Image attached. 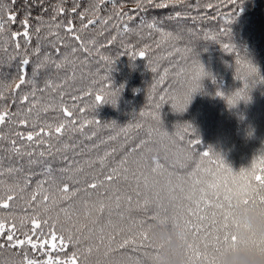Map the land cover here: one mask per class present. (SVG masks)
Segmentation results:
<instances>
[{"label":"snow or ice","instance_id":"obj_1","mask_svg":"<svg viewBox=\"0 0 264 264\" xmlns=\"http://www.w3.org/2000/svg\"><path fill=\"white\" fill-rule=\"evenodd\" d=\"M8 2L13 7L6 16L0 8V44L5 43L4 21L15 23L19 15L13 14L16 0ZM130 2L134 7L128 8L125 0H58L55 5L48 0H26L28 14L20 21L22 31L7 33L9 47L14 46L16 55L8 58V67L14 65L11 73H5L0 62V153H8L7 157L0 156V212H7L0 215V248L22 249L27 245L35 251L55 250L59 242L64 251L67 241L68 247L75 249L68 260L51 255L46 260L30 259L24 253L18 264H152L159 253L149 239L154 223L185 233L186 264L196 260L215 264L225 246L236 243L233 230L239 225L234 202L264 205V167L257 169L255 163L235 172L217 154L212 161L214 170L202 169L196 156L202 161L213 153L211 149L196 153L197 139L188 141L191 156L178 154L171 165L149 155L150 146L172 136L165 130L162 107L170 104L172 111L182 113L201 89L200 81L207 73L198 60L193 61L195 83L187 87L179 103L175 98L165 99L164 85L175 69L165 67L162 74L159 68L152 69L161 87L157 92V84L152 85L154 95L149 98L156 102L154 111L147 113L152 123L145 139L136 142L132 135L133 129L138 133L143 124L121 126L97 118L98 105L115 106L123 87L113 85L110 73L116 60L104 52L116 48L120 55H128L129 49L139 48L130 57L147 59L150 52L159 53L162 44L155 37H160L170 45L161 59L179 56L180 62L186 63L195 56L194 48L178 45L184 44L185 36L204 31L202 22L207 16L197 19L199 0ZM241 3L230 0V6L238 4L239 8L229 23L242 11ZM33 9L38 10L34 28L29 23ZM160 11L167 14L149 16ZM146 40H155V47ZM223 48L236 52L234 44L224 43ZM101 62L105 68L99 66ZM247 68L250 75L257 71L249 61ZM93 69L95 74L106 71L103 80L109 83L97 89L103 80L94 79ZM216 95L225 94L217 91ZM89 98L91 103L86 104ZM228 104L232 106L234 100L228 99ZM90 109L92 118L81 119ZM117 127L120 130L115 135L98 140V129L110 132ZM184 131L195 135L189 122ZM153 132L159 133L156 139H152ZM117 140L121 141L118 146L107 147ZM180 142L183 144L182 137ZM4 159L10 161L7 166ZM192 164L195 166L187 171ZM17 201L23 202L19 211L25 213L19 224L13 214ZM78 206L88 209L83 216L76 211ZM247 244L261 247L264 239L253 237ZM117 256L122 259L117 260Z\"/></svg>","mask_w":264,"mask_h":264},{"label":"trees","instance_id":"obj_2","mask_svg":"<svg viewBox=\"0 0 264 264\" xmlns=\"http://www.w3.org/2000/svg\"><path fill=\"white\" fill-rule=\"evenodd\" d=\"M206 1L207 0H199L201 12L198 16L207 13L206 20H211L210 23L215 28V32L206 35L205 33L211 32L213 29L208 28V30H205L206 27L204 28V24L206 22H202L204 28L203 32L193 37L185 36L184 44L178 45L180 48H183L185 44L188 47L194 48L195 56L192 60H188L186 63L180 62L179 56L170 60L161 59L162 56L167 55V50L170 48V45L164 44L160 37H155V40H160L162 44L159 53L153 55L150 52L147 59L136 58L133 60L130 57L132 52H138L139 48L135 50L129 49L128 55H120L116 48L108 49L103 53L116 60L110 73V79L115 87L120 88L121 85H123V87L117 98L116 105L113 106L111 103H102L98 105L96 116L103 122L115 121L121 126L137 123L143 124L145 127L138 133L133 129L132 135L136 138V142H139L140 139H145L144 133L152 123L147 113L154 111V104L156 102L149 97L150 95H154L152 93V85L157 84L159 79L157 73L152 69L154 67L159 68L161 74L165 67L175 69L169 72V79L167 80V84L164 85L165 91L167 92L165 99L171 100L175 98L176 102L179 103L187 87L195 83L193 78L196 75L197 69L193 61L198 60L204 66L207 75L202 77L200 81L202 87L193 94L187 110L182 113L174 112L171 110L170 104H165L161 109V118L164 127L168 128L166 131L172 133L174 137L178 134L179 138H177L178 141L176 143L181 144L180 137L183 138V144H181L182 149L179 150V153L175 152V150L173 152L176 156L181 153H187V155L191 156V151L188 149V141L189 139H197L200 140V144L195 148L196 153L199 154L204 151H209L210 149L213 153L210 157L202 161L199 155L196 156L195 159L201 163L202 169L208 168L214 170L212 161L216 159L217 154H219L235 172L240 171L242 168H251L253 163H255L257 169H259L260 167H264V163H262V158H264V137H262V134H264V13L251 15V17L248 16L247 19L234 20L231 24L226 20L222 11L233 8L234 12H238L239 5L232 4L230 6V0H213L210 2L213 5V9L220 11L218 14L220 16L222 15V17L219 16V19L225 20V26L222 27L218 26V23L213 21L218 20V18L211 15L213 9L206 7L208 4ZM125 2L128 8L134 7V4L129 3L128 0H125ZM25 3L26 0L24 3H22L21 0H16L13 14L19 13V15H17L15 23H8L7 20L4 21L6 24L5 36L3 38L5 43L0 44V62L5 65L3 68L5 73L13 72L14 65L11 68L8 67L11 63L8 58L16 55L14 46L9 47L7 33L22 31L20 21L28 14L25 9ZM57 3L58 0H48V4L55 5ZM252 5H257L256 7L260 9L264 6V0H242L240 5L242 11H240L239 14L247 9H251L253 7ZM12 7V4L9 3L8 0H0V8H3V14L5 16L8 14V9ZM166 14L167 13L164 11L151 12L149 16H163ZM31 15L33 19L29 20V23L34 28L37 24L35 17L38 15V10L33 9ZM48 15L51 14L49 13ZM246 15L247 13L245 16ZM198 16L197 19L199 20ZM44 18L47 20V16ZM199 26L200 25H198V27ZM218 28L228 31L221 33L217 31ZM240 34H242L243 37H240ZM214 36L216 37L215 40L212 39ZM155 40H146L145 42L155 47ZM20 42L23 44V39H21ZM33 43H35L34 32ZM224 43L234 44L236 52H238L239 55L232 50H225L223 48ZM123 51L124 49L121 48L120 52ZM182 55L187 54L182 52ZM149 60L153 62L151 65L148 62ZM248 61L257 69V71L251 75L247 68ZM99 66L101 68L106 67L103 62H101ZM240 71L247 72L242 74L244 78H242V76L238 77L237 75L236 77L232 76V74ZM93 73L94 79L97 81L103 80L107 75L106 71L95 74V69H93ZM77 76H79V72ZM244 79L245 82H242ZM246 79H256L255 81L261 85L254 86L256 84L255 82H252V80L251 82H246ZM108 83L109 81L103 80V83L96 85V88H102ZM160 87L161 86L157 84V92L160 91ZM225 89H230V94H225L223 92L225 94L224 96L216 95L217 91ZM232 89H234V95L231 94ZM237 93L247 98L240 99L235 95ZM225 97H227V99ZM228 99L234 100L232 106H229ZM85 103L90 104L91 98ZM140 112H144L146 115L141 117L139 115ZM92 116L93 113L90 109L81 119H91ZM186 122H189L193 126L195 135H192L191 132L186 133L184 131ZM205 122L207 123L205 124ZM21 130L27 131V129ZM91 130L92 129H88V131ZM119 130V127L110 132L98 129V140L106 139L109 135H115ZM4 131L7 133L8 128L5 127ZM204 135L209 136L207 137L208 141L203 139ZM122 136L123 134H121V137ZM158 136L159 133H153L152 139H156ZM172 138H170V136L160 138L157 144L150 146L151 152L149 155L158 156L160 162L167 165L163 160V151L158 145L162 144V142L166 143ZM120 143L121 141L117 140L114 144L107 145V147L118 146ZM4 146L7 147L6 144ZM102 151L103 149H101V152ZM91 155L95 156L96 154L92 153ZM0 156L7 157L8 153H0ZM169 161L172 162L171 160ZM3 162L5 166L10 163L7 159H4ZM58 166L59 165H57V167ZM194 166L195 165L192 164L187 171H191V168ZM35 170L39 171V169ZM201 174L205 175L203 172ZM22 206L23 202L21 201H17L13 206V214L18 218V224L19 218L25 215V213L19 211ZM87 210L88 209L83 206H78L76 209L81 216H83V213ZM6 214V211L0 212V215ZM25 223H27V221H25ZM24 231H27V229H24ZM50 244L51 241H49V245ZM57 244L58 247L55 250L49 247L47 249L35 251L30 249L27 245L22 249H12L10 247L0 248V264H18V262L24 259V253H27L30 259L46 260L48 255H51L53 259L57 256L60 260L70 259L72 251L75 249L69 248L68 242L65 241V250L61 251L59 242H57ZM116 259L120 260L122 258L117 256ZM194 264H201V261L196 260Z\"/></svg>","mask_w":264,"mask_h":264},{"label":"clouds","instance_id":"obj_3","mask_svg":"<svg viewBox=\"0 0 264 264\" xmlns=\"http://www.w3.org/2000/svg\"><path fill=\"white\" fill-rule=\"evenodd\" d=\"M233 212L239 225L233 230L236 243L225 246L215 264H264V246L247 244L253 237L264 239V205L234 202ZM149 239L159 249L152 264H186L188 241L182 230L154 223L149 230Z\"/></svg>","mask_w":264,"mask_h":264},{"label":"rangeland","instance_id":"obj_4","mask_svg":"<svg viewBox=\"0 0 264 264\" xmlns=\"http://www.w3.org/2000/svg\"><path fill=\"white\" fill-rule=\"evenodd\" d=\"M213 0H207L206 2L209 4L210 2H212ZM128 2L129 3H131L130 2V0H128ZM206 3V4H207ZM214 3H216V2H214ZM132 4V3H131ZM210 4H212V3H210ZM253 7L251 8V9H247L246 11H244L243 13H241V14H239L237 17H236V19L235 20H241V19H247L248 18V16L249 17H251V15H255V14H257V15H259V14H263L264 13V6L262 7V8H260L259 9V7H256L257 5H252ZM247 8V7H246ZM254 8H255V10H254ZM211 9H213V8H211ZM207 12V11H206ZM218 12H220L219 10H217V9H213V11H211V15H213V16H216L215 18H218V20H221V19H219V14H218ZM234 13V9L233 8H231V9H227V10H224V11H222V14H224V17L226 18V20H228V21H230L231 19H233V16H232V14ZM247 13V15L245 16V14ZM149 14H151V12L149 13ZM203 14V13H202ZM203 15H206L207 16V13H204ZM209 16V15H208ZM244 16V17H243ZM199 17V16H198ZM220 17H222V15L220 16ZM218 20H213V21H215V22H217L218 23V26H222V27H224L225 25H224V21L225 20H221V21H218ZM203 22H206L205 24H204V28H205V30H208V28H212L213 30L211 31V32H208V33H205L206 35H210L212 32H215V28L211 25V20H204ZM232 24V23H231ZM210 26V27H209ZM240 37H243V35L242 34H240L239 35ZM238 36V37H239ZM199 41V40H198ZM197 41V42H198ZM229 41V40H228ZM218 55V54H217ZM219 56V55H218ZM221 56H223V55H221ZM220 57V56H219ZM245 73H247L246 71H240V72H238V73H234V74H232V76H234V77H236V75L239 77V76H242V74H245ZM242 78H244V76H242ZM252 80V82H255L256 84L254 85V86H259V85H261L260 83H258L257 81H255L256 79H251ZM251 80H248V79H246V82H251ZM242 82H245V79H244V81H242ZM229 90L230 89H225V90H222V92H224L225 94H230L229 93ZM233 90L234 89H232V92H231V94H233L234 95V92H233ZM207 122H205V124H206ZM165 130H168V128H165ZM153 133H158V132H153ZM173 133H179V132H173ZM206 133V132H205ZM171 134V133H170ZM172 137H174V135L172 134V136H170V138H172ZM204 138L203 139H205V140H207V137H209V136H203ZM262 137H264V134H262ZM177 138H179L178 137V134L176 135V137H175V139L174 138H172V139H170L169 141H165L166 143H164V142H162V144H159L158 146H160V148H161V150L163 151H161L162 153H163V160L165 161V163L167 164V165H171L172 163H174L175 162V160H176V158H177V156L175 155V153L173 152L174 150H175V152H177V153H179V150H181L182 148H181V144L180 143H176L177 141H178V139ZM202 139V140H203ZM163 140V139H162ZM168 140V139H167ZM208 141V140H207ZM179 144V145H178ZM177 147V148H176ZM159 149V148H158ZM169 160H171L172 162H170Z\"/></svg>","mask_w":264,"mask_h":264}]
</instances>
